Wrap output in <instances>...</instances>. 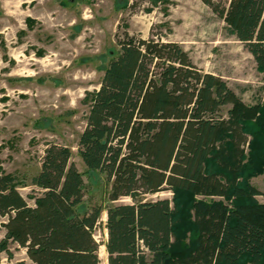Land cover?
I'll list each match as a JSON object with an SVG mask.
<instances>
[{
    "label": "trees",
    "instance_id": "obj_1",
    "mask_svg": "<svg viewBox=\"0 0 264 264\" xmlns=\"http://www.w3.org/2000/svg\"><path fill=\"white\" fill-rule=\"evenodd\" d=\"M264 73V0H201ZM118 50L88 105L77 152L110 182L107 264H264V105H248L175 42L115 34ZM65 146L49 144L35 189L0 168V251L31 264H99L94 229L102 208L84 209L81 173ZM168 190L172 199L145 201ZM129 199V202H120Z\"/></svg>",
    "mask_w": 264,
    "mask_h": 264
},
{
    "label": "rangeland",
    "instance_id": "obj_2",
    "mask_svg": "<svg viewBox=\"0 0 264 264\" xmlns=\"http://www.w3.org/2000/svg\"><path fill=\"white\" fill-rule=\"evenodd\" d=\"M226 1V0H222ZM178 43L205 73L221 77L243 102L264 105V73L224 21L201 0H0V168L19 180L27 198L49 144L65 146L82 175V207L102 208L94 229L106 240L105 209L110 182L88 171L77 142L85 126V94L97 90L105 67L118 50L115 34ZM248 182L264 193V172ZM164 190L145 201L172 199ZM264 201V196H258ZM122 199L120 202H129ZM0 217V241L4 229ZM0 251V264H31L11 244ZM99 264H105L99 259Z\"/></svg>",
    "mask_w": 264,
    "mask_h": 264
},
{
    "label": "bare ground",
    "instance_id": "obj_3",
    "mask_svg": "<svg viewBox=\"0 0 264 264\" xmlns=\"http://www.w3.org/2000/svg\"><path fill=\"white\" fill-rule=\"evenodd\" d=\"M98 257H99V259H104L105 264H106L105 247H104L103 244H100L99 245V248H98Z\"/></svg>",
    "mask_w": 264,
    "mask_h": 264
},
{
    "label": "crops",
    "instance_id": "obj_4",
    "mask_svg": "<svg viewBox=\"0 0 264 264\" xmlns=\"http://www.w3.org/2000/svg\"><path fill=\"white\" fill-rule=\"evenodd\" d=\"M258 200V199H257ZM260 201V200H258ZM262 202V201H261ZM105 218H106V213H105ZM106 220V219H105ZM106 239H107V232H106ZM104 245V244H103ZM106 254V253H105ZM106 264H107V255H106Z\"/></svg>",
    "mask_w": 264,
    "mask_h": 264
}]
</instances>
